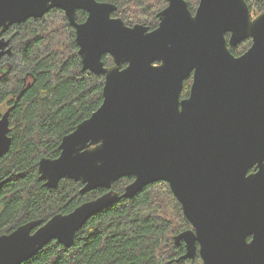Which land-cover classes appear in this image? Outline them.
Instances as JSON below:
<instances>
[{
    "label": "water",
    "instance_id": "water-1",
    "mask_svg": "<svg viewBox=\"0 0 264 264\" xmlns=\"http://www.w3.org/2000/svg\"><path fill=\"white\" fill-rule=\"evenodd\" d=\"M55 7L75 29L82 71L103 75L104 85L100 106L62 137L60 154L39 160V180L105 191L0 234V264H20L52 239L69 247L88 218L157 181L168 183L191 224L174 236L185 245L181 259L198 252L204 264H264V10L253 15L246 0H199L192 12L186 0H167L150 29L113 16L107 1L0 0V59L11 53L4 34L13 24ZM78 10L87 13L81 22ZM246 38L250 46L232 54ZM9 131L6 110L0 158ZM125 176L132 181L118 193L113 185Z\"/></svg>",
    "mask_w": 264,
    "mask_h": 264
},
{
    "label": "trees",
    "instance_id": "trees-1",
    "mask_svg": "<svg viewBox=\"0 0 264 264\" xmlns=\"http://www.w3.org/2000/svg\"><path fill=\"white\" fill-rule=\"evenodd\" d=\"M97 1L114 3L113 15L126 24L143 23L150 29L167 5V0ZM186 1L191 11L199 2ZM246 1L253 15L264 10V0ZM85 17V11H77V21ZM7 35L11 53L0 59V114L9 111L12 142L0 158V234L32 219L45 222L56 213H68L105 191L80 192L82 183L69 178L61 179L56 188L39 180V160L56 158L62 137L102 102L104 77L82 71L75 29L64 11L55 7L13 24ZM250 44L246 38L230 51L238 56ZM102 59L106 65L113 63L109 54ZM188 83L182 94L188 92ZM130 181L131 176L121 177L113 187L121 193ZM189 228L168 183L157 181L88 218L69 247L52 239L20 264H204L198 252L193 258H180L185 245L176 244L174 236Z\"/></svg>",
    "mask_w": 264,
    "mask_h": 264
},
{
    "label": "flooded vegetation",
    "instance_id": "flooded-vegetation-1",
    "mask_svg": "<svg viewBox=\"0 0 264 264\" xmlns=\"http://www.w3.org/2000/svg\"><path fill=\"white\" fill-rule=\"evenodd\" d=\"M198 5V4H197ZM197 7V6H196ZM196 9V8H195ZM195 11V10H194ZM194 11H192V12H194ZM113 15V14H112ZM86 16H87V13H86ZM114 16V15H113ZM86 18V17H85ZM85 20V19H84ZM78 22H81V21H78ZM4 36L6 37V38H9L10 39V37L7 35V31L5 32V34H4ZM10 42H11V39H10ZM187 81H189V83H188V85H189V89H188V92L186 93V94H182V91H181V93H180V99H182V98H185V97H187L188 95H189V92H190V86H191V83H192V74H191V76H189L188 78H186L185 80H184V82H183V86H184V83L185 82H187ZM182 90H183V88H182ZM176 198V197H175ZM177 199V198H176ZM182 243V242H181ZM184 243V242H183Z\"/></svg>",
    "mask_w": 264,
    "mask_h": 264
},
{
    "label": "bare ground",
    "instance_id": "bare-ground-1",
    "mask_svg": "<svg viewBox=\"0 0 264 264\" xmlns=\"http://www.w3.org/2000/svg\"><path fill=\"white\" fill-rule=\"evenodd\" d=\"M43 15H44V14H43ZM43 15H42V16H43Z\"/></svg>",
    "mask_w": 264,
    "mask_h": 264
},
{
    "label": "rangeland",
    "instance_id": "rangeland-1",
    "mask_svg": "<svg viewBox=\"0 0 264 264\" xmlns=\"http://www.w3.org/2000/svg\"><path fill=\"white\" fill-rule=\"evenodd\" d=\"M2 111H3V109H2Z\"/></svg>",
    "mask_w": 264,
    "mask_h": 264
}]
</instances>
